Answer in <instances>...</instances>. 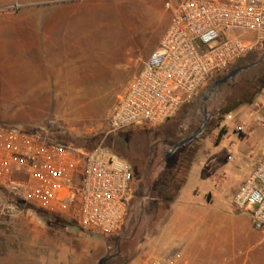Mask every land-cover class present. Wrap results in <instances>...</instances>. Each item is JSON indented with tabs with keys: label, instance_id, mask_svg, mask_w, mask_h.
I'll use <instances>...</instances> for the list:
<instances>
[{
	"label": "rangeland",
	"instance_id": "374dc122",
	"mask_svg": "<svg viewBox=\"0 0 264 264\" xmlns=\"http://www.w3.org/2000/svg\"><path fill=\"white\" fill-rule=\"evenodd\" d=\"M164 1L177 5L175 0L146 5L141 0H121V6L105 4L76 13L78 38L74 40L87 45L62 39L55 7L37 6L23 12L14 6L0 12L2 24L26 20L49 24L48 38L29 40L22 53L20 44L1 38L0 83L23 65L26 68L20 70L30 75H48L44 80L50 90L70 88L65 86L70 81L76 85L71 88L81 89L0 93V128L51 135L65 141L64 146L81 150L105 146L134 170L133 198L125 222L107 237L82 230L70 214L60 215L29 202L21 205L22 195L0 188V264H98L103 258H110L108 264H145L168 258L156 256L154 249L161 237H175L165 231L176 199L174 187L188 175L198 155H203L202 164L195 165L199 176L189 184L199 187L196 202L204 219L201 224L189 219L183 226L184 234L176 239L181 259L189 264H264V233L253 227L251 207L235 217L232 205L235 190L263 154L264 127L254 120L260 111L257 105L264 106V36L260 49L230 71L248 69L224 84L217 82L230 71L211 80L172 120L155 128L108 133V118L119 96L169 25ZM61 20L67 16L62 14ZM239 33L231 30L228 35ZM81 55L82 66L71 69L70 60L78 66ZM54 81L59 85L54 86ZM198 130L192 141L174 149ZM207 194L212 197L208 207ZM173 197L172 202L164 199Z\"/></svg>",
	"mask_w": 264,
	"mask_h": 264
},
{
	"label": "built area",
	"instance_id": "2783aa9c",
	"mask_svg": "<svg viewBox=\"0 0 264 264\" xmlns=\"http://www.w3.org/2000/svg\"><path fill=\"white\" fill-rule=\"evenodd\" d=\"M176 1L157 49L119 96L108 118L109 134L172 120L211 80L260 49L264 0ZM231 30L240 33L229 36ZM257 108L262 115L256 121L264 127V106ZM16 172L25 180H16ZM133 180L131 164L108 147L81 150L0 128V188L44 210L72 215L86 232L107 237L121 229ZM232 205L239 213L251 207L253 227L264 233V154L235 190ZM145 264L182 263L170 256Z\"/></svg>",
	"mask_w": 264,
	"mask_h": 264
},
{
	"label": "crops",
	"instance_id": "0c3cea01",
	"mask_svg": "<svg viewBox=\"0 0 264 264\" xmlns=\"http://www.w3.org/2000/svg\"><path fill=\"white\" fill-rule=\"evenodd\" d=\"M118 2L115 3L112 0H0V12L6 11L8 8H12L14 6L19 7L20 11L27 12L32 10L33 7L37 6H52L55 7L59 18L56 22V29H58L59 35L62 36L63 40H68V44L72 45H87V42L84 41H78L74 40L77 39V23L74 19V15L78 12H88V11H95L96 8L105 4H112L115 3L117 5H120L121 0H117ZM138 1V0H137ZM144 2V4H150L153 0H141ZM176 1V0H175ZM54 3L53 5H50ZM167 4H169V8H167ZM121 6V5H120ZM164 6L168 10L169 18L172 17L174 13V9L176 5L168 3L167 1H164ZM64 14L67 16V20H61V15ZM70 15H72L73 19L71 20ZM124 17V16H123ZM125 19V18H124ZM168 22L166 23V25ZM7 25V26H3ZM168 26V25H167ZM48 29L49 24L44 21H13L10 23H0V40L1 38H8L11 41H14V43H18L21 45V53L24 51V48L22 46L26 45L29 40L33 39H46L48 38ZM72 40V41H71ZM40 42V41H37ZM160 42V41H159ZM159 42L155 44L156 46L159 45ZM158 47V46H157ZM23 49V50H22ZM157 49V48H156ZM155 49V50H156ZM85 51V50H82ZM25 52V51H24ZM153 52V51H152ZM83 54V52H82ZM68 60V59H67ZM70 60V59H69ZM69 62V61H68ZM74 60H70V68L71 69H78L82 66L84 59L83 55L80 57V65L73 64ZM16 66V65H15ZM23 67L26 68V66H20L21 69ZM17 70V68H14L10 73L11 75L6 79V83L2 82L0 83V93H32V92H50V91H80L81 89H75L71 87H76L75 84H73V81H70V84H65V86H68L70 88H62L57 89L54 88L52 90L49 89V82L48 80H44V77H47L46 74H35L30 75L27 71ZM70 76H74V74H71ZM31 77V78H30ZM54 86H58L59 84H56L57 81H54ZM257 117H261V113H256ZM260 115V116H259ZM254 123L257 124L256 119L254 120ZM257 126H261L260 124H257ZM244 140H247V136L243 137ZM219 143V142H218ZM216 143V144H218ZM262 152L264 154V145L261 147ZM262 154V155H263ZM198 155V157L195 159L193 165L188 171V175L186 177L185 182L181 186L176 199L174 202L171 203V206L169 208V214L167 217V223L165 227V231L170 232L171 234H174L173 240H164V238L161 237L159 240L157 246L154 249V254L156 256L161 257H173L176 259L177 262H180L182 264H189L188 261H184L181 259L179 250H177V240L180 238V235H183V226L188 222L189 219L196 220L198 224L202 223L203 218V212L201 211V207L199 203L196 202V199L199 197V187L196 185L197 183H194V185H190L189 181L193 178L196 179L199 176V173L195 170V165L202 164V157ZM14 178L18 181H24L25 176L22 173H15ZM205 198L207 200V207L210 206L211 202V195L207 194L205 195ZM206 207V208H207ZM235 217H239V212L235 214ZM179 228V231L176 229ZM164 231V232H165ZM176 232V233H175Z\"/></svg>",
	"mask_w": 264,
	"mask_h": 264
},
{
	"label": "water",
	"instance_id": "95a60500",
	"mask_svg": "<svg viewBox=\"0 0 264 264\" xmlns=\"http://www.w3.org/2000/svg\"><path fill=\"white\" fill-rule=\"evenodd\" d=\"M249 67H250V66H244V67H238V68H235V69L231 70L226 76H224L221 80H219V81L217 82V84H224V83H226L228 80H232V79H234L235 76H236L238 73H240L241 71H244V70L248 69ZM198 133H200V130H198L196 133H194L191 137H189V138H187V139H184V140L180 141L179 143H177V144L174 146V149H178V148H180L181 146L185 145L186 143L192 141V140L196 137V135H197ZM18 203L21 204V205H25L26 202L20 200V201H18ZM105 263H106V259H105V258L101 259V260L98 262V264H105Z\"/></svg>",
	"mask_w": 264,
	"mask_h": 264
},
{
	"label": "trees",
	"instance_id": "16d2710c",
	"mask_svg": "<svg viewBox=\"0 0 264 264\" xmlns=\"http://www.w3.org/2000/svg\"><path fill=\"white\" fill-rule=\"evenodd\" d=\"M242 61V60H241ZM241 61H239L237 64H235V66L234 67H237L239 64H240V62ZM4 129H13V130H17V131H20V132H22V133H26V134H32V133H30V132H27V131H25V130H23L22 128H19V127H12V126H8V127H3ZM41 137V139L42 140H44L45 142H47V143H55V144H61V145H64L66 142L65 141H63V140H60L59 138H57V137H54V136H51V135H47V136H42V135H40ZM220 136H221V134H220ZM219 136V137H220ZM220 139V138H219ZM219 139H218V142H219ZM217 142V143H218ZM186 177L187 176H185L184 177V179L180 182V184L179 185H177V186H175L174 187V191H175V195L177 196V194H178V192H179V190H180V188H181V186L183 185V183L185 182V180H186ZM164 199H166V201L167 202H172L174 199H175V197H173V198H164ZM33 209H36V208H33ZM37 210V209H36ZM38 213L40 214L41 212L38 210Z\"/></svg>",
	"mask_w": 264,
	"mask_h": 264
},
{
	"label": "flooded vegetation",
	"instance_id": "af4514ba",
	"mask_svg": "<svg viewBox=\"0 0 264 264\" xmlns=\"http://www.w3.org/2000/svg\"><path fill=\"white\" fill-rule=\"evenodd\" d=\"M106 259V263L105 264H108V261L110 260V258H105Z\"/></svg>",
	"mask_w": 264,
	"mask_h": 264
}]
</instances>
